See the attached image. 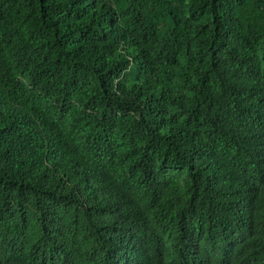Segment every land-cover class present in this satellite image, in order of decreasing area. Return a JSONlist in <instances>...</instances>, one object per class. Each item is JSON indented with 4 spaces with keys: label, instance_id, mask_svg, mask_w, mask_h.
Returning a JSON list of instances; mask_svg holds the SVG:
<instances>
[{
    "label": "trees",
    "instance_id": "16d2710c",
    "mask_svg": "<svg viewBox=\"0 0 264 264\" xmlns=\"http://www.w3.org/2000/svg\"><path fill=\"white\" fill-rule=\"evenodd\" d=\"M0 264H264V0H0Z\"/></svg>",
    "mask_w": 264,
    "mask_h": 264
}]
</instances>
